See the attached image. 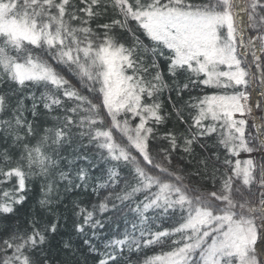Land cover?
I'll return each mask as SVG.
<instances>
[{
	"label": "snow or ice",
	"instance_id": "snow-or-ice-1",
	"mask_svg": "<svg viewBox=\"0 0 264 264\" xmlns=\"http://www.w3.org/2000/svg\"><path fill=\"white\" fill-rule=\"evenodd\" d=\"M257 70L264 84V0H0V184L13 183L0 198V264H50L45 246L69 220L61 205L72 225L61 246L95 264H264V211L238 186H258L264 206V164L257 175L251 158L233 160L264 151V120L253 135L234 118L251 112ZM201 86L216 91L189 97L185 133L158 135L172 115L163 92ZM214 135L223 158L198 161L209 190L173 153L192 164ZM29 182L36 205L26 226L10 225Z\"/></svg>",
	"mask_w": 264,
	"mask_h": 264
},
{
	"label": "trees",
	"instance_id": "trees-1",
	"mask_svg": "<svg viewBox=\"0 0 264 264\" xmlns=\"http://www.w3.org/2000/svg\"><path fill=\"white\" fill-rule=\"evenodd\" d=\"M112 15H113L112 12L109 11V13L106 16H104L103 19L94 21L92 23V27L96 28L97 24H102V23L107 22L108 20L112 18ZM97 30L102 31L101 29H97ZM253 35H255V33H253ZM162 67L164 69L165 78H167L166 66L162 65ZM215 91H216L215 89L204 88L203 86H201L199 89L191 91V93L185 92L181 99H177L175 92H172L171 94H169L167 91H164L163 94L160 96V100L163 103L162 114L172 113V115L170 116V118L166 120L164 124L159 126L158 135L163 136L164 133L169 132V131H173L178 134L185 133V130L188 124L192 122L191 115L195 114L193 110L186 107V102H189V97L191 96L195 98L197 95L203 96L205 94H212ZM247 92L250 95L251 93L250 88L249 89L247 88ZM169 95H171V99L176 102V107L181 109V114L183 116V119L187 121V123H182L181 120L177 117V115L173 112V106L172 104L169 103V99H168ZM191 102L194 103L195 100L193 99ZM260 105L261 103H259V106ZM28 118L31 119L30 114ZM40 119L43 122L45 117L41 116ZM246 131H251L253 135L256 134L254 128L252 127L251 122H248V128L246 129ZM114 135L118 136L119 134L114 133ZM218 139H219L218 135H214L207 139H201L200 142L194 146L195 153H194V160L192 164H187L185 163V160L180 159V157L183 156L184 153H182L179 149H177V151L173 153L174 165H177V164L183 165L186 173H195L197 169H200L201 171L200 176H196V175L191 176V183L193 185L203 184L204 187L211 190V184L210 182H206V178L203 175V169L199 165L198 161L201 158L212 156V154L216 153L217 151H219L221 155V159L223 158L224 150L222 147H217ZM199 144H205L207 146V151L202 149L199 146ZM167 146H168L167 142L163 140H159L153 145L154 148L155 147H167ZM234 159L235 158H233V160ZM254 162L255 163L259 162L261 164V161H258V160ZM100 163H101V166L103 167L104 166L103 163L102 162ZM255 166L257 170L258 168L257 164H255ZM211 167H212V163L210 161L209 171H211ZM221 171H223V169H221ZM94 174H98V173H94ZM257 175H258V171H257ZM238 186L241 188V191L245 197L250 198L253 204H257L258 187L256 185H253L249 188V186H244L241 180L238 182ZM29 187L32 188V191L28 193L29 199L22 207L18 208L17 216L10 217L8 219L7 223H9L10 225L18 219L21 222L22 227L26 226V219L29 216L30 210L36 205V201L40 195V187H39L38 182H35L34 186H33V182H29ZM12 188H13V183L11 182L6 183V184H0V198L3 197L4 190H11ZM84 203L85 205H87L88 203L87 198H84ZM57 211L61 214V224L62 225L64 224V219H63L64 216H69V220H68L67 225L64 227H61L58 234H56L55 236H52L50 238L49 244L45 246L44 251L46 253V258L50 261V264H95V258L92 256H89L86 249H80L79 251H75L74 253H69L61 246L62 241L72 235V231H71L72 225H71L70 214L66 212L63 205H61ZM149 215H151V213H149ZM123 226H124L123 221H121L120 227L123 228ZM164 226L167 227L168 225L165 224ZM151 254L153 253L149 251L148 255H151ZM37 256L39 257V254H37ZM135 260H136V256L133 255L131 258V261L127 260V257H126L124 260L120 261V264H133Z\"/></svg>",
	"mask_w": 264,
	"mask_h": 264
},
{
	"label": "rangeland",
	"instance_id": "rangeland-1",
	"mask_svg": "<svg viewBox=\"0 0 264 264\" xmlns=\"http://www.w3.org/2000/svg\"><path fill=\"white\" fill-rule=\"evenodd\" d=\"M241 4L243 5V7H246V4H247V0H240ZM248 45L245 44L244 45V49H247ZM257 55L261 54L260 52V48H259V44H257L256 46V49H255ZM247 63V62H246ZM251 68H249V71L251 72ZM259 72L257 70V80L256 82H253L252 81V78L251 76L249 77V87L248 89L250 88L251 93L249 95V100L247 102V105L248 107H250L251 109V112L250 113H247L245 114L244 117H241L239 113L235 114V117L236 119H241V118H244L247 120V122H254V125H256L257 127L258 124H261L262 123V120H264V103L261 104L259 106V103H258V98H255L254 94L256 91H260L261 92V96L262 98H264V84H261L259 82ZM243 91V88L241 89ZM249 94V93H248ZM258 105V106H257ZM255 132H256V128H254ZM260 141H264V136H261L260 137V140L257 141V144H259ZM235 159H241V160H244V159H248V158H251L253 161H261V164L259 162H254V164H257V170H256V173L258 171V175H259V168L262 164H264V151H254L253 153L251 154H248V153H241L239 157H234ZM258 194H259V190H258ZM257 194V196H258ZM257 208H259L261 211H264V206H261L260 203H259V200H257V204H254ZM259 213H257L258 215ZM256 223L257 225H259L261 222L259 220H256Z\"/></svg>",
	"mask_w": 264,
	"mask_h": 264
},
{
	"label": "bare ground",
	"instance_id": "bare-ground-1",
	"mask_svg": "<svg viewBox=\"0 0 264 264\" xmlns=\"http://www.w3.org/2000/svg\"><path fill=\"white\" fill-rule=\"evenodd\" d=\"M235 3L238 4L240 8H244L243 5L241 4L240 0H235ZM241 15H244V14L241 13ZM245 19H246V17H245ZM237 21L240 22V16L237 17ZM254 96H255V98L261 97V92L256 91ZM258 126H260V124H258Z\"/></svg>",
	"mask_w": 264,
	"mask_h": 264
}]
</instances>
